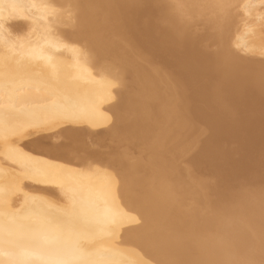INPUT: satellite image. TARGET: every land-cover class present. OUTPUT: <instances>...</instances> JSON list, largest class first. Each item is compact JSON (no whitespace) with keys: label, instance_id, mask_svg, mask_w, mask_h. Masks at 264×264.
<instances>
[{"label":"bare ground","instance_id":"bare-ground-1","mask_svg":"<svg viewBox=\"0 0 264 264\" xmlns=\"http://www.w3.org/2000/svg\"><path fill=\"white\" fill-rule=\"evenodd\" d=\"M62 1L64 5L60 8L52 0H0V264H264V251L261 253L260 250L261 254L255 253L264 245V194L257 196L262 197L263 202L259 198L261 204H255L257 202L252 203L251 200L257 197L251 199L247 193L244 199L239 200L237 197L240 194L242 196V193L236 196L238 193L234 192L238 199L234 205L240 208L236 212V206L230 203L233 200H230L233 187L229 188L232 183L236 185L238 178L244 179L243 176L248 174L246 172L251 166V169L256 167L257 160L251 164L253 156L256 157L254 159L259 157V160L260 156L264 157V66L249 72L248 63L236 58L225 60L219 56L212 59L211 55L206 54L195 57V43L185 45L183 41L189 36L182 33L187 31L180 33L179 29L172 27L170 18L166 19V26L162 29L164 41L158 42L156 34L149 35L145 41L143 38L156 26L151 20H146L148 16H144L149 1L152 0H82V8H78L79 5L74 0ZM189 1L197 4V0ZM205 1L217 8L220 6L221 9L224 5L228 6L229 2L243 4L245 9L243 8L242 16L245 17H239L242 19L240 24L237 22L240 20L236 21L243 28L234 26V30L238 27L241 32L238 30L239 35L236 30L235 33L232 32L235 37L232 35L234 39L230 43L236 46L234 50L237 51L243 48L242 51H247L246 46L254 45L253 42L250 44L244 40L251 35L258 38V34H254L258 29L253 28L252 22L258 27L264 25V21L259 24L263 16L259 18L257 15L256 19L259 20L251 22L255 17L249 18L248 15L249 12L256 11L252 8L257 0ZM179 2L184 3L182 0ZM182 3L173 4L176 8H181L185 5ZM259 4L261 5L258 2ZM159 8L160 5L156 7L158 12ZM190 8L188 6L187 9ZM197 10L194 12L203 17V12ZM177 12L180 15L182 10ZM217 12L222 16V12ZM253 15L255 12L251 14ZM181 18L186 20L185 17ZM154 19L155 17L152 20ZM156 19L160 21V17ZM16 20L23 22H14ZM76 23L83 26V31H78L76 36L85 37L92 42L88 46L103 52L100 56L116 62L123 75L118 72L120 76H117L116 68L115 71L111 70L116 66L111 65V69H107L109 63H105L107 68L103 62L100 63L101 67L96 68L98 60L93 65L94 58H90L92 54H87L86 48L87 51L81 50L85 45L80 44L83 46L80 49L63 39L66 34L65 26L76 29ZM154 23L157 24V21ZM157 26L155 30H158ZM252 28L255 31L250 35ZM217 30L219 32L221 29L216 28L215 31ZM109 32L118 34L116 39L120 38L119 41L104 42L103 39ZM258 36L261 39V35ZM71 37L75 38V35ZM135 37L146 45L149 40L152 41L150 44L154 41L155 47L151 49L153 54L149 51V55L144 54L141 48L137 49L133 45L132 51L125 48L126 52L117 54L119 45L124 46L127 40H135ZM260 48L262 50L264 46ZM256 50L245 52V55L248 53L253 58L257 56L256 52L261 53ZM223 52L221 51L222 56ZM224 53L227 54L226 51ZM239 54L237 52L235 56ZM156 57L175 70L167 74V70H161L163 66H160L161 69L157 68ZM208 66H211L210 71L206 69ZM126 77H130V81ZM205 77L207 79L203 81ZM176 78L180 79L179 83L171 86L172 88L168 87ZM144 79L151 81L148 82V91H145L147 85H143ZM136 81L141 82L136 85ZM115 88L124 90L116 91ZM172 92L182 93L183 96L169 100L167 96ZM116 94L120 98L113 106ZM113 114L115 118H112ZM112 121L119 141L133 144L137 141L143 146L138 144V147L145 149L146 155L149 154L148 161L146 158V162L143 159L144 162L133 160L134 163L129 160L131 165L127 163L128 156L114 158L116 164L126 165V170L119 174L120 177L112 175L111 169L108 170L110 173L97 169L95 164L94 167L91 164V167L84 169L89 163L77 168L69 166L70 162H60L61 159L76 158V163H79L86 154L88 157L85 158H89L91 152L81 142L76 147L82 149L84 154H72L71 158L58 144H53V148L41 147V143H47L48 138L57 142L61 133L66 130L72 134L79 130L82 133L83 129L98 133L100 128H109ZM194 122L199 124L198 128V124L190 127ZM160 123L166 130L159 129ZM199 129V135L204 133L205 137H201L202 140L194 139L196 137L191 140L194 135L198 136ZM163 139L166 140L169 156L156 159L159 161L155 163L153 172L148 162L155 152L161 148L160 152L164 150ZM229 142L235 143L234 146L226 147L225 144ZM116 148H119L118 144ZM187 148L193 149L191 151L194 154L183 160H189V164L192 163L196 168L202 167L205 161L207 164L204 165L217 173L219 181H216L220 185L223 183L221 186H228L226 188L232 192L228 194L229 200L223 196L227 193L221 194L225 198L223 200H227L217 205L213 203V212L207 217L200 216L198 208L194 207L183 208L182 213L175 210L184 204V197L190 195L196 197L198 202H208L207 188L210 184L206 179L203 180L206 174L200 178L191 174V167L187 169L180 167L181 164L177 165L181 162H176L177 158L186 155ZM72 150L73 148L70 149L71 153L74 151ZM111 152L113 155L116 151ZM134 152L130 153L131 156ZM138 153L134 154L133 159L138 157ZM98 163L100 162L96 164ZM205 170L198 173L202 174ZM263 170L261 169L262 172ZM261 171L259 169L260 175ZM183 172L186 174L184 180ZM254 172L257 174V171ZM170 179L175 180L172 182ZM185 180L188 184L184 186L189 185L186 188L188 191L185 194L176 192L177 184ZM149 181L153 184L149 185ZM254 181L256 182L255 179ZM257 182L260 184L262 181ZM256 184L251 185L255 187ZM262 185L264 184L261 183L259 188H263ZM247 186H244V190L250 188H246ZM216 187L213 192L218 193L221 187ZM256 187L254 189L258 191ZM244 190L242 188L240 191L245 194L247 191ZM175 212L180 217L173 216ZM181 217L182 223L179 222Z\"/></svg>","mask_w":264,"mask_h":264},{"label":"rangeland","instance_id":"rangeland-1","mask_svg":"<svg viewBox=\"0 0 264 264\" xmlns=\"http://www.w3.org/2000/svg\"><path fill=\"white\" fill-rule=\"evenodd\" d=\"M53 2V4L54 3H57V5L56 6H58V7H60V8H62L63 6H61V5H64V3L62 4V0H52ZM62 1V2H61ZM75 2L74 3H76L77 2V4L79 5V7L78 8H82L83 7V1L82 0H74ZM171 1V3H168V2H170ZM174 1V2H173ZM177 0H166V2L165 1H163V0H152V1H149V6H148V9H147V12H146V15H144V16H148L147 17V19H146V17H143V19L145 18L147 21L149 20H151L150 22L151 23H153L154 25H158L157 26V29L158 30H155V27H153L151 30H150V32H148L149 34L148 35H146L145 36V38H143V39H145V41H146V37H150L151 35L153 36V35H155L156 34V36H157V38H158V42H161V41H164L165 40V38H164V40H163V38L162 37H164V35H163V30H164V28L163 27H165L166 26V22H167V20L166 19H168V18H170V20L172 19V24H171V26L172 27H176V29H179L180 30V33H182V31H184V32H186V33H182V34H184V35H186V36H189V37H186L185 38V40L183 41L184 42V44L185 45H189L188 43H195V45H196V51L197 52H195V57L196 56H199L200 54H206V55H211L210 57L212 58V59H215L216 57H223L225 60H227V59H232V58H236L237 60H239V61H241L242 60V62H246V63H248L247 64V66H249V68H247L248 69V71L250 72V71H255V70H257L258 69V67H261V66H264V65H262V64H264V48L261 50V48H260V46H264V35H263V32H264V25H261V22H263L264 21V8H263V6H264V0H257V2H256V5H254V7L252 8V9H255L256 11H253V13H248V15H250V17L249 18H253V17H255V18H253V20H251V22L252 21H258L257 19H256V17H257V15L259 16V18H261V16H263V18H261L259 21H260V25L263 27H258V25H255V23L253 24V22L251 23L253 26H251V24H250V26L251 27H253L254 29L255 28H257L258 30H257V32L253 29L252 30V32H250V35H251V33H253V31H255V35L256 34H260L261 35V39L259 38V36L258 35H256L258 38L256 39V37L255 36H253V35H251V37L250 38H248V39H245L244 41L246 42V43H252L253 42V46H256L257 48H258V50H260V52L261 53H257L256 52V55L258 56H255V57H250L249 56V54L247 53V55H245L246 53L245 52H248L249 50L248 49H250V51L249 52H251V50H253L254 52H255V50L257 49L256 47H253L252 46V44L250 45L251 47H245V49H247V51H237V50H234L235 48H236V46L235 45H232V40L234 39V38H232L235 34V30H236V32H237V35H239L240 33H238V30H239V32H241V28H243L242 26H240V25H238L237 24V22H239V24L242 22L241 20L242 19H244V17H245V15L244 16H242L243 15V12H244V10H243V4H237V3H233V2H229L228 3V6L227 5H224L223 6V8H226V9H221V7L220 6H218V8L217 7H214V6H216V5H214V6H212V5H210L208 2H206L205 0H197V4H195L196 2H194V4H192V3H190V1L189 0H182L184 3H182V2H176ZM186 1V2H185ZM187 1H189L188 3H187ZM201 1H203V2H201ZM165 2V3H164ZM202 3V4H199V3ZM204 2H206V3H204ZM258 2L259 3H261V5L259 4L258 5ZM263 2V3H262ZM58 3H60V4H58ZM80 3V4H79ZM166 3H168V4H166ZM173 3H178V4H180V3H182V4H185V5H182V7H184V8H186V9H184V8H176L177 6H175V4H173ZM189 3L190 4H192V5H189ZM231 3V4H230ZM161 6V8H159V12H158V10L156 9V7H159V5ZM55 5V4H54ZM152 5V6H151ZM163 5H164V7H163ZM174 7V8H176V9H174V8H170V7H172V6ZM206 5V6H205ZM240 5V6H239ZM242 5V6H241ZM168 6H170V7H168ZM178 6H181V5H178ZM188 6L189 7H191L190 8V10L189 9H187L188 8ZM198 6V7H197ZM202 6V8L203 9H200L199 7H201ZM230 6V7H229ZM167 7V8H166ZM208 7H214L215 8V11L217 12V11H219V12H222V16H219L218 14H220V13H214L215 11H213L214 10V8L212 9H209ZM227 7H229V9H227ZM238 7H240L239 9H237ZM259 7V8H258ZM208 10H207V9ZM236 8V9H235ZM197 9H199V10H197ZM218 9V10H217ZM220 9L222 10V11H220ZM237 10V12L235 11V10ZM245 9V8H244ZM261 9H263L262 11H261ZM151 10V11H150ZM166 10V11H165ZM170 10H172V11H174V12H176V14L173 12L172 13V11H170ZM181 11L182 10V15L180 14V15H178L179 14V12H177V11ZM188 10V11H187ZM193 12H192V11ZM194 10H197V11H199V12H203L202 14H203V17H201V14L198 16V14L199 13H196V11L194 12ZM204 10H205V12H204ZM212 10V11H211ZM229 10V11H228ZM157 11V12H156ZM184 11H186V13H188V15H185L186 13L184 12ZM191 11V12H190ZM210 11V12H209ZM231 11H232V13H231ZM234 11H235V13H234ZM151 12H153V13H155L154 14V16H153V13H151ZM206 12H209L210 13V16H209V13H206ZM252 12V11H251ZM254 12H255V15H253V16H251V14H254ZM258 12V13H257ZM74 13V12H73ZM77 12H75V14H76ZM148 13V14H147ZM162 14V16H160L161 14ZM183 13H185V14H183ZM196 14V15H193V14ZM71 14H72V12H71ZM151 14V15H150ZM166 14H168V15H166ZM205 14H207V15H205ZM212 14V15H211ZM226 14H227V16H226ZM240 15V16H239ZM247 15V14H246ZM78 16V15H77ZM150 16V17H149ZM158 16V17H157ZM168 16H170V17H168ZM174 16V17H173ZM189 16H191V19H189L190 17ZM194 16H196V18H194L193 19V17ZM209 16V17H208ZM229 16H230V18H229ZM237 18H239V17H242V19H237ZM155 17V21H157V24L156 23H154L155 21L154 20H152L153 18ZM159 17H160V19H159ZM181 17H185L186 18V20L184 19V18H181ZM215 17V18H214ZM224 17H225V19H224ZM247 17V18H248ZM156 18H158L160 21H158ZM162 18V19H161ZM207 18H210V19H207ZM222 18V19H221ZM233 18V19H232ZM258 18V17H257ZM144 19V20H145ZM165 19V20H164ZM180 19H183V20H180ZM199 21H198V20ZM202 19V20H201ZM219 19H220V21H219ZM226 19L227 20H229L228 22H230V23H228L227 21H226ZM254 19H256V20H254ZM163 20V21H162ZM189 20V21H188ZM193 20H195V22L193 21ZM201 20V21H200ZM233 20V21H232ZM237 20H240V21H237ZM115 21V20H114ZM165 21V22H164ZM180 21V22H179ZM181 21H183V22H186V23H188V24H186V23H184V24H186V25H184ZM193 21V23H190V22H192ZM198 21V22H197ZM211 22V23H209L208 24V22ZM221 21H223V22H221ZM224 21H226V22H224ZM237 21V22H236ZM14 22H20V23H22L23 21H21V20H16V21H14ZM113 22V21H112ZM111 22V23H112ZM160 24H159V23ZM177 23V24H175V23ZM207 22V23H206ZM250 22V21H249ZM114 23V22H113ZM112 23V24H113ZM205 23V24H204ZM236 23V24H235ZM264 23V22H263ZM76 24H78L77 26H75L76 27V29L75 28H72V27H69V26H65V33L66 34H64L63 35V39L66 41V42H68V43H70V44H74V46L76 45V47H79L80 49L85 45L86 47H83L81 50L83 51V50H86V49H88V51H87V54H92V57H90V58H94V60L92 61L93 62V65L95 64V61L96 60H98V62H97V64L98 65H96L95 64V66H96V68H98V66H102V65H100V63L101 62H103L104 63V67L105 68H107V69H109V67L111 66V65H113V67L114 66H116V67H114V69H111V70H113V71H115L116 69H117V73L115 72V74L117 75V76H120L119 75V73L118 72H122L120 69L121 68H119L118 66L119 65H117V63L116 62H112V60L110 59V58H104V57H102V55L100 56L99 54H102L103 52H99L98 50H96V49H94V48H92V47H90V46H88V45H91L92 44V42L90 43V41H88V39L87 38H85V37H81V36H79V37H77L76 36V34L78 33V31H83V26L81 25V23H76ZM159 25H160V28H158L159 27ZM236 25H238V26H240L241 28H236L235 30H234V26H236ZM259 25V26H260ZM82 26V27H81ZM188 26V27H187ZM177 27H179V28H177ZM221 29L219 32H218V30L217 31H215L216 30V28L217 29H219V28ZM226 27V28H225ZM251 27H249V28H251ZM72 28V29H71ZM233 28V29H232ZM263 29V31L261 32V30ZM78 29V30H77ZM163 29V30H162ZM175 29V30H176ZM224 29V30H223ZM261 29V30H260ZM160 30V31H159ZM162 30V31H161ZM228 30V31H227ZM260 30V31H259ZM153 31V32H152ZM190 31H192V32H190ZM225 33H224V32ZM229 31H230V33H229ZM157 32L159 33V34H162V35H159V34H157ZM161 32V33H160ZM232 32H234V33H232ZM261 32V33H260ZM129 33V32H128ZM68 34L70 35V36H68ZM111 32H109V33H107L106 34V36H105V38L103 39L104 40V42H106V43H108L107 41H109V43H111V42H118L119 41V39L117 40L116 38H118L116 35H118V34H112ZM211 34V35H210ZM225 34H227V35H225ZM229 34H231V35H229ZM71 35L72 36H74L75 35V38L74 37H71ZM114 35V36H113ZM150 35V36H149ZM191 35H192V37H191ZM194 35V36H193ZM233 35V36H232ZM108 36V37H107ZM110 36V37H109ZM124 37H126L127 36V34L126 35H123ZM136 36V35H135ZM159 36H160V38H159ZM209 36H211V37H209ZM230 36V37H229ZM115 37V38H114ZM121 37V36H120ZM129 37H131V35H129ZM196 37V38H195ZM235 37V36H234ZM252 37H255L253 40L251 39ZM262 37H263V40H262ZM77 38V39H76ZM85 38V39H84ZM111 38H113V39H111ZM138 38H139V36H138ZM137 37H135V40L133 39V38H130L129 40H131V42H133V43H131L129 40H127V44H125L124 46L121 44V45H119V46H121V47H117V51L119 52V53H117V54H120V52H121V55L124 53V52H126V49H127V51H132L133 49H131V45H133L134 47H136L137 49H140L141 48V50L143 51V52H145L144 54H147V55H149V52L150 53H152L153 54V50H151V49H153L154 47H155V45L153 44V43H155L154 41H153V43H151L150 44V42H152V41H150L149 39L150 38H147V40H149V43H147V45L144 43V44H142L141 43V41H140V39H138ZM194 38V39H193ZM198 38V39H197ZM200 38H201V40H200ZM209 38V39H208ZM223 38H226L227 39V41H226V39L225 40H223ZM81 39V40H80ZM106 39H108V40H106ZM139 41H138V40ZM214 39H216V40H214ZM219 39V40H218ZM252 41H251V40ZM85 40V41H84ZM106 40V41H105ZM113 40V41H112ZM208 40V41H207ZM218 40V41H217ZM230 40L232 41L231 43H230ZM249 40V41H248ZM259 40H262V42H258ZM81 41H84V42H82L81 43ZM111 41V42H110ZM202 41H206V43H204V42H202ZM210 41V42H209ZM222 43H224V44H222ZM226 41V42H225ZM248 41V42H247ZM251 41V42H250ZM137 44H136V43ZM138 42L140 43V45H138ZM158 42H157V44H158ZM200 42V43H199ZM229 42V43H228ZM255 42H256V45H255ZM128 43H130V44H128ZM257 43H258V45H260V46H258L257 45ZM259 43H261V44H259ZM80 44H83V46L81 45L80 46ZM87 44V45H86ZM149 44V45H148ZM220 44V45H219ZM129 45V46H128ZM144 45H146V46H144ZM197 45H199V46H197ZM88 46V47H87ZM132 46V47H133ZM142 46V47H141ZM143 46H144V48H143ZM206 46V47H205ZM229 46V47H228ZM234 46V47H233ZM248 46H249V44H248ZM124 47V48H123ZM150 47H152V48H150ZM226 47V49H224ZM86 48V49H85ZM91 48V49H90ZM126 48V49H125ZM130 48V49H129ZM222 48V49H221ZM229 48V49H228ZM253 48V49H252ZM256 48V49H255ZM121 49V50H120ZM146 49V50H145ZM233 49V50H232ZM255 49V50H254ZM93 52H92V51ZM145 50V51H144ZM258 50H256V51H258ZM85 51V52H86ZM98 51V52H97ZM124 51V52H123ZM149 51V52H148ZM152 51V52H151ZM221 51L223 52H227V54H225L224 52H223V55L224 56H222L221 55ZM233 53H231V52ZM253 51H252V53H253ZM198 52H201V53H199L198 54ZM218 52H220V54H217ZM229 52V53H228ZM234 52H235V54H234ZM237 52H239L240 54L239 55H237V56H235L236 55V53ZM243 52V53H242ZM259 52V51H258ZM213 53V54H212ZM91 54H90V56H91ZM95 56H94V55ZM241 54H243L242 56H241ZM255 54V53H254ZM262 54V55H261ZM144 56H146V55H144ZM215 56V57H214ZM98 58V59H97ZM154 58H155V56H154ZM222 58V59H223ZM240 58H242V59H240ZM252 58V59H251ZM254 58H255V60H254ZM156 59L158 60V62H157V68H159V69H161L162 68V66H163V68L161 69L162 71H165L166 72V70H167V74H169V73H171L172 71H174L173 70V67L170 65L169 66V64H167L166 62H163V61H161L160 59H158V57H156ZM245 59V60H244ZM256 59H257V61H256ZM111 60V61H110ZM252 60L254 61V62H252ZM258 60H260L259 62H258ZM105 61V62H104ZM111 63H110V62ZM159 62H160V64H159ZM252 62V64H250ZM105 63H109L110 65L109 66H107V64H105ZM162 63H163V65H162ZM256 63V64H255ZM255 64V65H254ZM258 65V66H257ZM107 66V67H106ZM160 66H161V68H160ZM99 67V68H100ZM251 67V68H250ZM257 67V68H256ZM95 68V69H96ZM116 68V69H115ZM119 68V69H118ZM169 68V69H168ZM211 68V66H208V67H206V69H207V71H210L209 69ZM109 69V70H110ZM119 70V71H118ZM171 70V71H170ZM112 71V72H113ZM207 71H204V73L205 72H207ZM122 75H123V72L121 73ZM121 75V76H122ZM127 79V81H130V77H126ZM207 78L205 77L204 79H203V81H205ZM142 81H144L143 83V85L145 86V85H147V86H145L146 87V89H145V91H148V89H147V87H148V82L150 81V80H146V79H144V80H142ZM178 81V82H177ZM179 81H180V79L179 78H176V79H173L171 82H174L172 85H171V82L168 84V87H171V86H175V85H177L178 83H179ZM139 82H141V81H138V83ZM151 82V81H150ZM137 83V81H136V85L138 84ZM145 83H147V84H145ZM177 83V84H176ZM140 85V84H139ZM145 87H143V88H145ZM123 88V87H122ZM122 88H115V90L116 91H123L124 89H122ZM139 88V87H138ZM172 88V87H171ZM141 89H142V87H140V91H141ZM191 88H189V90H190ZM144 91V90H143ZM191 91V90H190ZM146 93H144V96H146L145 95ZM117 95V94H116ZM182 95V93H179V92H172L171 94H169L168 96H167V98L169 99V100H172V99H175V98H177V97H179V96H181ZM183 96V95H182ZM171 97V98H170ZM119 98H120V95L118 94L117 95V99H115V102L113 103V106L114 105H116L117 104V102H118V100H119ZM166 98V99H167ZM158 118L160 117V115L159 116H157ZM157 117H155L156 118V120H158L157 119ZM112 118H115V116H114V114L112 115ZM111 118V119H112ZM111 125L109 126V128L107 129L106 127H104V129H98L99 131H98V133H93V132H91V131H89V130H87V129H83L82 130V133H80V130L78 131V132H76V133H73L72 134V132H70L69 130H66V131H64V132H62L61 134L63 135H61L60 136V140L58 139L57 140V142H54L53 140H50V138H48L47 139V142L48 143H50V144H59V143H63L64 144V151L66 152V155H68L69 157L72 155V154H76V156H81V155H83L84 154V151H82V149H79V148H77L76 147V145L77 144H79L80 142H81V144L85 147V149L86 150H88L89 152H91L90 153V155H89V158H85L86 156L88 157V154H86V155H83V156H85L84 157V159H83V161H81V162H79V163H76V158H71V160L70 159H66V160H62L61 159V161L59 160V159H55V160H58V161H60V162H63V161H65L64 163L66 164L67 162L69 163H67L69 166H74V167H77V168H81V167H84V165H87L88 163V165L86 166V167H84V169L85 168H89V167H91V164L93 165L92 167H94L95 165L97 166V169H99V170H101V171H105V172H107V173H110V172H108V170L109 169H111V171H112V175H118V176H116V177H120L119 176V174L121 175L122 173H124L125 172V170H126V165H119L118 163L116 164L114 161V158H118L119 156L121 157V156H125V157H127L128 156V158L126 159L127 160V163H128V165H131V163L133 162H135V161H133V160H138V161H145V158H146V161H148V159H147V157L149 156V154H147L146 155V150L145 149H141L143 146H142V144L140 143L139 144V142L137 143V141H136V143L135 144H133L132 142H128V141H124V143H123V140H120L119 141V139H118V137H116V135H115V133H114V123H113V121H112V123H110ZM196 124H198V123H196V122H194V123H192V125H190V127H193L194 125L196 126ZM198 126H199V124L196 126L197 128H198ZM159 129H165V126L162 124V123H160L159 124ZM107 130V131H106ZM166 130V129H165ZM88 131V132H87ZM163 131V130H162ZM68 132H69V134H68ZM165 132V131H164ZM164 132H162V133H164ZM199 132H200V129H199V131H198V133H197V135L198 136H200V137H198V136H193V137H191V140L194 138V137H196V138H194V139H196V140H202L203 139V137H205V136H203V134H200L199 135ZM64 133V134H63ZM88 133V134H87ZM80 134V135H79ZM108 134V135H107ZM112 134V135H111ZM73 137H72V136ZM75 135L77 136L76 138H75ZM87 135V136H86ZM68 136V137H67ZM82 136V137H81ZM71 137V138H70ZM90 137V138H89ZM110 137V138H109ZM162 137H165V136H163V134H162ZM199 139H198V138ZM201 137H202V139H201ZM53 138V137H52ZM51 138V139H52ZM66 138H68V139H66ZM74 138V139H73ZM81 140V141H79V139ZM117 138V139H116ZM65 139V140H64ZM77 139V140H76ZM84 139V140H83ZM86 139V140H85ZM98 139V140H97ZM115 139V140H114ZM165 139V138H164ZM163 139V140H164ZM83 140V141H82ZM69 141H70V143H69ZM166 140H164L163 141V144H164V146L165 147H167L166 146V142H165ZM108 144H107V143ZM120 144H119V143ZM69 143V144H68ZM71 143H73V144H71ZM103 143V144H102ZM123 143V144H122ZM130 144V145H128V144ZM110 144V145H109ZM117 144H118V147L119 148H121V150L119 149V148H116L117 147ZM126 144V145H125ZM138 144L139 145H141L142 147H138ZM228 144H230V145H228ZM234 144L235 143H233V142H229V143H226L225 145H227L226 147H232V146H234ZM92 145V146H91ZM95 145V146H94ZM134 145H135V147H134ZM106 146V147H105ZM116 146V147H115ZM123 146V147H122ZM129 146V147H128ZM41 147H42V149H43V147L46 149L47 147L46 146H43V145H41ZM67 147V148H66ZM104 147V148H103ZM113 147V148H112ZM126 147V148H125ZM131 147H132V150H131ZM137 147V148H136ZM164 147V150H166V152L168 151L169 152V149H168V147H167V149ZM191 148H193L192 146H190ZM68 148H73V152L71 153V151H70V149H68ZM76 148V149H75ZM129 148V149H128ZM191 148H187L188 150H186V151H188V153H186V155L185 154H183V156H181V157H178L177 158V160H176V162H179L180 160H181V162L180 163H177V165H179V164H181L180 165V167L181 166H183V167H187V169H190V167H191V174L192 175H196L197 177H202V176H204V174H206L204 177H203V180H205L207 183H208V185L210 184V186L207 188V192H208V196H207V201L209 202H198L195 198L196 197H194V196H186V197H184V201H183V205L182 206H180V208L178 207V208H176L175 210H178V212L180 213H182V212H184V209H190V208H193L194 207V209L195 208H198L197 209V212H198V214H200V216H205V217H207V215L208 216H210V214H212V212H213V207H214V205L216 204H220L221 202H225L227 199L229 200V198L230 197H228V194L230 193H232L233 192V194L231 195V198H230V200H232V201H230V203L231 204H233L234 205V202L236 203V201L239 199V200H242V199H240V198H243L244 199V197L245 196H247V193H248V195L249 196H251V199L252 198H256L258 195H260V196H263V194H264V185H262L263 186V188H259L260 187V184L262 183V184H264V178H262V177H264V157H262V156H260V154L262 155L263 153H264V151H263V153H262V151H261V153L260 154H256V156H260V160H259V157H257L258 159H254V158H256L255 156H253V161L254 160H257V164L255 165L256 167H254V169H251L252 168V166H251V168H249L248 170H249V172H248V170H247V172H246V174L247 175H245V176H243L244 177V179L242 178V177H240V179L238 178L237 180V183L238 182H240L241 180H243V181H241L239 184H237L236 183V185H235V183H234V185H233V183L232 184H230L229 185V188H230V186H232L233 188H232V192L229 190V188L227 189L226 187H228V186H226L225 187V185H223V186H221L223 183H221V185L216 181V179L218 180L219 179V177L217 176V173H215V171H212L211 170V168L210 167H207V166H205L207 163H205V161L203 162L204 164H202V161H201V164H202V167H200V168H196L195 166H193L192 165V163H191V165L189 164L190 162H189V160H183V158H185V159H187V158H189V156L190 157H192V155L194 154V151H191V150H193V149H191ZM99 149V150H98ZM113 149V150H112ZM124 149V150H123ZM136 149V150H135ZM137 149H139V150H137ZM162 149V148H161ZM161 149L158 151V152H155L154 153V157L153 158H151L150 160H149V167H150V169L153 171L154 170V165H155V163L157 162V161H159L160 159H163V157L165 158V156L167 157V156H169L168 154V152L166 153L164 150L162 151V152H160L161 151ZM263 149H264V146H263ZM82 152H81V151ZM109 152H108V151ZM125 150H127L126 152H125ZM135 152H134V151ZM144 150V151H143ZM195 150V149H194ZM68 151L70 152V153H68ZM110 151H113V152H115V153H117V151H119L118 153H117V155L115 154V153H113V155H112V152L110 153ZM141 151H143V152H141ZM129 152V153H128ZM131 152H134V153H132V156H131ZM137 152H139L138 154H137V156L139 157H136V159H133V158H135V156H134V154H136ZM193 152V153H192ZM105 153V154H104ZM99 154V155H98ZM115 154V155H114ZM122 154V155H121ZM129 154H130V157H129ZM157 154V155H156ZM92 155V156H91ZM163 155V156H162ZM46 156V155H45ZM95 156V157H94ZM97 156V157H96ZM104 156H105V158H104ZM141 156H144V157H142L141 158ZM264 156V155H263ZM93 157V158H92ZM108 157V158H107ZM187 157V158H186ZM91 158V159H90ZM101 158V159H100ZM130 158V159H129ZM132 158V159H131ZM138 158V159H137ZM180 158V159H179ZM94 159V160H93ZM143 159V160H142ZM154 159V160H153ZM156 159H159V160H156ZM87 160H90L89 162H87ZM99 160V161H98ZM102 160V161H101ZM114 160V161H113ZM132 161V162H130V161ZM156 160V161H155ZM67 161V162H66ZM143 161V162H144ZM145 161V162H146ZM152 161V162H151ZM182 161H184V162H182ZM190 161H192V159H190ZM252 161V160H251ZM251 162V164H253V163H255V161L254 162ZM262 161V162H261ZM87 162V163H86ZM97 162H100V163H98V164H96ZM261 162V163H260ZM110 163V164H109ZM130 163V164H129ZM95 164V165H94ZM104 164L106 165V166H104ZM188 164V165H187ZM80 165H82L81 167H80ZM100 165V166H99ZM102 165H103V167H102ZM118 165V166H117ZM203 165H204V167H203ZM258 165V166H257ZM112 166V167H111ZM113 166H115V167H113ZM116 166H117V169H116ZM120 166V167H119ZM102 169H104V170H102ZM123 167V168H122ZM179 167V166H178ZM179 167V168H180ZM182 167V168H183ZM194 167H195V169H194ZM204 168V169H203ZM255 168H256V170H255ZM260 169V171H261V169L263 170V172L261 171V175H260V172H259V169ZM95 169V168H94ZM120 169V170H119ZM122 169V170H121ZM125 169V170H124ZM205 169H207V171L205 170ZM211 170V172H209L210 170ZM251 169V170H250ZM258 169V170H257ZM115 170H119L118 171V173H117V171H115ZM196 170V172H194ZM201 170H205V171H203L202 172V174L201 173H198V171L199 172H201ZM257 171V174H256V172H254V171ZM156 171V170H155ZM193 171V172H192ZM116 172V173H115ZM154 172V171H153ZM207 172V173H206ZM253 172H254V174H256V176H257V178L255 177V175L253 174ZM185 174V172H183V174H182V177H183V180L186 178L185 176H186V174ZM254 175V176H253ZM261 177H260V176ZM216 176V177H215ZM254 177V179L256 180V182L254 181V179H253V177ZM258 177H260V180L258 179ZM250 178H252L251 180H250ZM261 178H262V180H261ZM170 180H172V182H174V180L175 179H170ZM208 180V181H207ZM250 180V182H248ZM257 180L258 181H262V182H260V184L257 182ZM219 181V180H218ZM251 181H253V182H251ZM152 182V181H151ZM150 181L148 182V184L149 185H152L155 181L153 180V183H151ZM187 181L185 180V181H183V182H180L179 184H177V188L175 187V190H176V192H178V193H183V194H185L186 192L185 191H188V189H186V188H188V186L189 185H185L184 186V184H188V182L186 183ZM214 184H213V183ZM246 182V183H245ZM250 183V184H249ZM255 184V183H257L256 184V186H258V187H256V189H258V191H255V187H253L254 185H251V184ZM181 184V185H180ZM213 184V185H212ZM216 184L218 185L217 187H221L220 188V191L218 192V193H216V192H213L214 190V188L216 187ZM180 185V186H179ZM215 185V186H214ZM242 185H244V186H249L250 188H248V186L246 187V188H248V190H244V186L242 187ZM251 185V186H250ZM241 186V187H240ZM181 187V188H180ZM216 187V188H217ZM236 187H238V188H236ZM224 188H226V189H224ZM243 188V190L244 191H247L245 194H243V191H240L241 189ZM52 189V188H51ZM186 189V190H185ZM212 191H211V190ZM236 189V190H235ZM250 189V190H249ZM261 189H263V191H260ZM54 190V189H53ZM234 190V191H233ZM239 192H238V191ZM223 191H225V192H223ZM230 191V192H229ZM250 191V192H249ZM255 191V192H254ZM221 192V193H220ZM237 194L238 193V195H236L235 193ZM253 192V193H252ZM257 192V194H255ZM224 193H227V197L225 196V194ZM239 193H242V196H241V194H240V196H239ZM252 193V194H251ZM217 194H218V196H220V197H225V198H227L226 200H223V199H225L224 197L223 198H220V197H218L217 196ZM223 196H222V195ZM254 194V195H253ZM216 195V196H215ZM234 195H236V196H239V197H235ZM230 196V195H229ZM210 197V198H209ZM213 197H216V199L218 200H216L215 198V200L213 199ZM235 199H234V198ZM264 197V196H263ZM186 198V199H185ZM194 200V201H190V200H192V199ZM259 198L260 197H257L255 200H251V202L252 203H255V202H257V203H255V204H259L258 202H260L259 201ZM262 198V197H261ZM260 198V199H261ZM186 200H189L188 202L186 201ZM221 200V201H220ZM263 200V198L261 199V201ZM211 201V202H210ZM212 201H214V202H212ZM188 204H190V203H192V205L190 204V205H188ZM196 202H198V204H196V205H193V204H195ZM263 202V201H262ZM199 203H200V205H199ZM207 203H208V205H209V207H208V205H207ZM214 203V205H212ZM186 204V205H185ZM201 204H203V205H201ZM260 204H261V202H260ZM185 205V206H184ZM189 206V207H188ZM196 206V207H195ZM203 206H204V209H202L203 208ZM234 206H236V204L234 205ZM201 207V208H200ZM184 208V209H183ZM209 208H211L210 210H209ZM201 209V210H200ZM209 210V212H206V210ZM239 207L238 206H236V212H238L239 211ZM264 209V208H263ZM263 212H264V210H262ZM174 212V211H173ZM200 212V213H199ZM202 212H206V213H202ZM179 213H177V212H175L174 214H173V216H178V217H180V214ZM209 213V214H208ZM198 214H197V217L199 218V216H198ZM180 220H179V222L182 220V217L181 218H179ZM178 220V219H177ZM184 220V219H183ZM183 221H181L180 223H182ZM264 230V229H263ZM263 232V231H262ZM264 233V232H263ZM261 248V249H260ZM264 249V245L262 246V247H259V249L257 250V251H255V253L257 252V254H261V253H263V249ZM260 250H262L261 251V253L259 252ZM206 257L208 258L209 257V255H206ZM184 264V263H183Z\"/></svg>","mask_w":264,"mask_h":264},{"label":"water","instance_id":"water-1","mask_svg":"<svg viewBox=\"0 0 264 264\" xmlns=\"http://www.w3.org/2000/svg\"><path fill=\"white\" fill-rule=\"evenodd\" d=\"M43 146H46V147H48V148H51L52 146H54L53 144L51 145L50 143H41ZM57 145V144H56ZM62 149L64 148V145H63V143H59L58 144ZM53 148V147H52Z\"/></svg>","mask_w":264,"mask_h":264}]
</instances>
